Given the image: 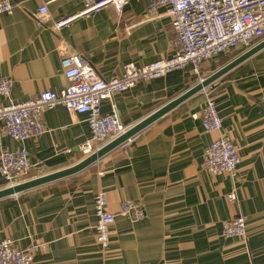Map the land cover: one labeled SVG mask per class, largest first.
Wrapping results in <instances>:
<instances>
[{"label":"crops","instance_id":"0c3cea01","mask_svg":"<svg viewBox=\"0 0 264 264\" xmlns=\"http://www.w3.org/2000/svg\"><path fill=\"white\" fill-rule=\"evenodd\" d=\"M8 1L12 12L0 13V77L11 79L14 102L65 88V52L81 54L103 79L119 77L128 63L141 66L172 55L171 19L165 8L148 14L151 0H130L118 14L107 7L89 15H78L84 0ZM41 6L47 13L39 27ZM69 16L77 17L51 30ZM240 54L233 50L202 64L201 76ZM197 83L190 68L175 70L114 94L102 102V111L109 114L114 104L130 128ZM205 89L222 120L221 133L238 150L233 176L204 170V150L220 134L203 130L201 91L140 131L128 147L1 199L0 242L36 247L33 264H264V47ZM41 121L45 132L23 143L0 124V156L21 146L28 151L25 181L76 165L83 160L79 146L91 137L85 115L60 105L45 110ZM100 191L116 215L106 251L95 241L94 196ZM125 201L140 202L145 217L133 222L122 214ZM237 215L245 218V238L223 236L222 224Z\"/></svg>","mask_w":264,"mask_h":264},{"label":"built area","instance_id":"2783aa9c","mask_svg":"<svg viewBox=\"0 0 264 264\" xmlns=\"http://www.w3.org/2000/svg\"><path fill=\"white\" fill-rule=\"evenodd\" d=\"M129 1L84 0L83 9L78 15H89L107 7H112L118 14ZM159 8L166 9L175 33L172 55L168 58L141 66L128 63L123 66L119 77L103 79L81 54L65 52L61 57L60 67L68 85L58 92H40L24 102L9 99L12 81L10 78L0 77V99L7 100V103L0 102V124L4 133L20 143L38 138L45 132L41 114L60 105L86 117L91 137L79 146L83 158H86L129 129L121 123L114 104L109 114L103 113L104 100H111L114 94L124 92L138 82L162 78L175 70L190 68L191 74L200 83L205 78L201 76L202 64L233 50L244 53L264 39V0H151L148 14H156ZM12 10L13 6L8 0H0V13L10 14ZM46 13V6H41L35 16L37 26L44 25L43 16ZM76 17L60 18L52 24L51 30H60ZM201 91L206 96L199 113L203 130L220 134L204 150V170L213 176H233L240 162L238 150L221 133L222 120L209 92L205 88ZM131 139L119 147H128ZM262 142L264 143V133ZM30 169L25 147L2 152L0 176L5 180L6 187L24 182ZM229 198L233 200L232 195ZM120 212L133 222L145 217L140 202L125 201L121 204ZM94 213L95 241L106 251L110 227L116 215L107 210V196L103 191L94 196ZM222 234L225 237L245 238V218L237 215L224 222ZM36 249H22L12 240H4L0 242V264H33Z\"/></svg>","mask_w":264,"mask_h":264},{"label":"water","instance_id":"95a60500","mask_svg":"<svg viewBox=\"0 0 264 264\" xmlns=\"http://www.w3.org/2000/svg\"><path fill=\"white\" fill-rule=\"evenodd\" d=\"M264 47V40L253 46L251 49L247 50L246 52L240 54L236 58H234L229 63L222 66L220 69L216 70L214 73L209 75L208 77H205L202 82L197 83L190 89H188L186 92L178 96L176 99L170 101L163 107L159 108L155 112H153L151 115H149L147 118L143 119L136 125L130 127L124 134L121 136L115 138L114 140L106 143L102 147H100L96 152L92 153L90 156L83 158L79 163L76 165L61 170L59 172H55L52 174H48L39 178H35L32 180L24 181L18 185L12 186V187H6L0 190V200L5 199L8 197L15 196L17 194H20L26 190L35 188L37 186H40L45 183H49L51 181L61 179L63 177L75 174L86 167L92 165L99 159L103 158L119 146H121L125 141L128 139L133 138L135 135H137L140 131H142L144 128H146L148 125L171 111L173 108H175L177 105L185 101L186 99L190 98L191 96L195 95L196 93L200 92L203 88H206L210 85H212L217 79H219L221 76H223L225 73L242 63L243 61L247 60L249 57L254 55L256 52H258L260 49Z\"/></svg>","mask_w":264,"mask_h":264}]
</instances>
